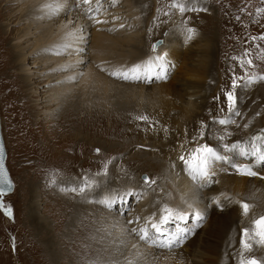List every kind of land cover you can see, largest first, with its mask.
Wrapping results in <instances>:
<instances>
[{"label":"rangeland","instance_id":"1","mask_svg":"<svg viewBox=\"0 0 264 264\" xmlns=\"http://www.w3.org/2000/svg\"><path fill=\"white\" fill-rule=\"evenodd\" d=\"M147 1L151 3L152 0ZM172 2L173 0H157L155 4L139 7L137 13L140 14V28L143 30L142 44L140 46L131 44L132 46L122 55L114 58L115 63L130 64L132 61L144 59L153 52L151 48L153 41L164 39V43L156 52L168 41H176L180 51L173 54L176 60L172 68L174 71L169 69L165 79L158 80L151 76L150 79L142 78L140 81L130 82L106 75L111 83H104L105 85L100 84L95 78H91L89 82L78 79L71 87L72 90L64 92L65 102H62L64 104L59 103L60 107L55 106V114L38 124L37 120L33 121L28 115L31 112L26 109L28 103L21 105L20 96L17 97L18 105L24 108L29 118H23L22 121L18 119L14 113L18 111V105L16 108L12 107L13 109L8 107L0 84V113L7 148V166L16 185L11 194L0 196L3 205L10 206L13 211V215L8 216L4 207H0V264H88V261L97 257L120 262L125 258H135L138 264H239L243 228L251 229L252 221L264 215V179L259 176H243L231 164L217 161L215 179L218 183L207 184L203 189L198 186L197 181L194 180V183L190 180L192 176L188 169L184 170V167L175 165V160L178 164V157L186 151V144L196 145L197 141H194L193 137L197 135L201 122H204L209 126L204 142L210 143L221 154L230 155L233 163H251L254 170L253 157L249 156L246 159L240 156L237 150L226 153L223 145L213 137L224 131L225 126L219 125L217 121L229 115L224 93L231 89L232 77L234 75L243 77L249 72L264 75V54L261 53L264 41L251 40V37L264 33V15L256 13L257 7H264V3L262 0H226L227 3L225 0H180L189 9L181 14L179 10L170 8ZM102 4L101 16L114 12L112 4L110 5L107 0ZM3 6H0L3 10H0V29H10V15L4 12L7 8L4 9ZM21 6L20 3L12 6V12L17 13V16H30L32 22L21 23L15 26L14 31H21L27 25L33 26L35 10L40 7L33 3L30 10L25 6L24 10H21ZM192 7L206 8L207 11H192ZM147 9L150 13H147ZM229 9L234 13L232 18L228 13ZM107 10L111 11L106 12ZM71 14L72 12H66L60 17L68 18ZM182 21L187 27L196 30L188 43L184 40L185 31L180 28ZM74 24L71 23V26ZM39 34L42 38L46 33L40 31ZM14 41L15 35L11 32L7 40L9 48L12 49L10 43ZM123 43L127 44V41ZM2 47L5 48L4 44ZM201 47L203 48L197 50ZM206 48L209 49L211 58L219 62L215 81H205L207 91H204L201 100L205 97L207 99L205 103L199 102V106L203 104L206 106L202 116L196 113L199 109L194 113H187L185 108L187 94L184 95L180 85L183 83L181 78L187 77V74L181 76L178 72L181 68L182 71H186L192 59L196 57L193 56L196 50L198 53L204 51L205 54H201V57L206 60L208 57ZM92 51L85 52L84 55L89 56ZM105 51L112 52V45L103 46L102 53ZM189 51L191 55L187 58ZM252 51L256 56H253ZM37 53H41L39 54L41 58L52 56L46 49L32 52L27 59L28 64H31L30 59ZM103 58L113 59L111 56ZM249 58L253 60L255 67L242 68L241 59L246 65ZM13 65L12 72L2 73L1 70H7V67L0 68V78L10 80L16 77L19 74V66L15 57ZM43 89L45 87H41V90ZM235 93L240 115H232L235 124L227 126V131L232 133L226 138L227 143L238 141L242 143L240 135L246 130L244 125L252 127V123H260V120H256L257 113L264 114V81L247 87L242 80L238 81ZM67 105L75 109V121L73 122V118H69L70 114L65 112L63 125L61 122L56 124L63 109L68 108ZM49 112L51 109L48 107L47 113ZM142 115L147 116L148 120L137 119ZM58 125L63 130L60 131V135L54 133V128ZM260 126L264 129V124ZM13 127L17 128L14 132ZM69 128L72 130L70 133L67 132ZM260 131L254 130L252 133L258 134ZM97 148L100 149L99 153L96 152ZM111 157L116 159L109 165L108 175L97 177L96 173L102 169L103 162ZM170 162L174 167L169 168ZM258 165L264 167V163ZM144 174L157 181L153 186L155 190L144 188L141 179ZM85 178L97 180L100 187L88 190L84 196L67 191L81 185ZM131 179L136 182L131 184ZM181 179L193 186L197 185L198 191H202L203 198H206L203 205L210 203L208 195L203 192H208L210 188L208 192L210 197L215 193L219 195L220 192H224L237 200L249 203L251 205L249 213L244 215L235 201H224L222 206L213 205L207 208L206 218L201 221L199 227L193 228L196 222L191 213L185 220L172 218L163 224V232L171 234L182 228L192 229L187 232L184 242L171 249L153 246V250H146L140 247L138 242L137 248L133 249L132 244H135L137 238L134 235L122 234L121 227L116 228L112 221H106V215L101 216L102 211L97 212L102 205L88 202L101 199L102 193L108 189L140 185L146 192L145 205L152 204L151 210H144L143 213L155 212L159 216L160 209L165 203L174 209L184 210L187 205L177 201L182 196L178 189L182 187ZM133 200L134 198H131L126 206L127 211L111 212L116 217L121 215L125 226L127 219L133 216L130 215L131 208L140 205ZM33 205L36 208V216H40L39 221L46 225L44 227L46 240H43L44 237H38V230L34 228L33 222H30V209ZM82 205L87 206L89 211L82 212L78 219L74 215L77 207ZM141 207L146 208L142 205ZM108 223H111V226ZM51 241L53 244L49 245ZM47 244L56 251L59 260L55 261L54 254L52 256L48 254L50 251ZM243 256L244 258L255 256L264 260V246L253 242L251 252H243Z\"/></svg>","mask_w":264,"mask_h":264},{"label":"bare ground","instance_id":"2","mask_svg":"<svg viewBox=\"0 0 264 264\" xmlns=\"http://www.w3.org/2000/svg\"><path fill=\"white\" fill-rule=\"evenodd\" d=\"M103 1L104 0H102V2ZM107 1L110 5L112 4L111 0H107ZM156 1L157 0H152L151 3L155 4ZM44 2H45V0H3V2H0V6L4 5L3 6L4 9L7 8V10H4V12L7 14L9 13V15H10L9 26H11L10 29H8V28L3 29V30L0 29V68L7 67V70H1V72L2 73H4L5 71L12 72V68L14 67V65H13L14 57L16 58V63L19 66L18 67L19 74L16 77H12V79H10V80H8L4 77L0 78L2 94H4L3 96L7 100V105L10 108H12V107L16 108V106L18 105V102H17L18 98L17 97L20 96L21 105H23L26 102L28 103L26 105V107H27L26 109H29L31 111L30 113H28V115L31 117V119L33 121L37 120L36 121L37 124L40 122L42 123V121L45 120V118L51 117L52 114H55L54 113L55 106L60 107L59 103L61 105L64 104V103H62V102H65V99L63 98L65 95L64 92L67 93L68 90L70 91L71 87H73V85L76 81V80L70 81L68 79V77L70 75H72V73L68 72L63 67V65H65L69 61L74 62L75 60L80 59L81 57L79 55L75 54L74 49L71 50L73 52L72 55H66V54L57 55L58 50L55 47V45L61 41L62 37H64V34L67 31H70L71 29L77 27L80 24L86 23V20H83L86 18L83 14L82 8L77 9V10L65 9L64 11L59 13L58 15L49 18V17L42 14L41 5ZM225 2H226V0H225ZM17 3L22 4L21 10H24V6L27 7L28 10H30L33 3H35V5H37V4L40 5V7L35 10L36 13H35V17L33 19V26L27 25L21 31L20 30L14 31L15 26H17L21 23H24V22L31 23L32 17L27 16V15L26 16H17V13L12 12L13 11L12 6L16 5ZM151 3H149L147 0H136V1H133V0H117V3L115 5L112 4V9L114 10V12L111 13V12H109L111 10H107L106 12H109V14L107 15V18L110 20L112 17H118L119 18V20L115 22L117 25V30L116 31L110 30L113 27L112 23H110L109 25L101 26L103 28V30H97V28L91 29V43L88 46V49L86 52H91L92 49H94V51H92V54H90L89 56L84 55V58L89 60L90 64H86V66H84L82 69H79L80 71H83V73H84L83 77L79 78L81 81L88 80L87 82H89V80L91 78H95L100 84H104V83L110 84L111 83V81L106 77L107 74L105 72L99 71L97 69L96 65H101L102 67L103 66L119 67V66H131L132 64L139 63L142 65L141 72L146 74V75L149 73H157L158 74L161 72H166V75H167L169 69L171 70L174 67V63H176V60H175V57L173 54L180 51V46L178 45V43L176 41L169 42L168 41L169 37H168V39H166L169 43L165 42L166 45L163 46V48H161L158 52L149 53L148 56L145 57L144 59L134 61V62L132 61V62H130V64H129V62H127V63H115V61H114V58L116 56L122 55V53L125 52V50L129 49L130 46H132V45L140 46V44H142L141 42H142L143 30H141V28H140L141 19H140V14L137 13V10L141 6H149V4H151ZM188 6H190V4H188ZM104 9H106V7ZM1 11H3V10H1ZM66 12H72L71 16H68V18H61L60 15H62L63 13H66ZM147 13H150V11L148 9H147ZM228 13L230 14V16L232 18L234 15L233 11L230 10ZM104 16L105 15H103L101 17L103 18ZM71 23H75V24L71 26ZM119 23H124L125 27L123 29H119L118 28ZM41 27H43V28H41ZM40 31H43L46 33L42 38L40 37V34H39ZM11 32H13L15 35L14 43H10V46L12 47V49L9 48V45L7 44V40H8V37H9ZM38 36H39V38L37 39ZM160 39L164 40L163 38H160ZM184 40L186 41V43L189 42V39H186V37L184 38ZM124 41H127V44H124L123 43ZM163 43H164V41L162 42V44ZM3 44H4L5 48L2 47ZM105 45H112V52L111 51H105L102 53V47ZM158 48H157V50H158ZM202 48L203 47H201L197 50H200ZM43 49H46L49 53L52 54V56H48L47 58H44V57L41 58L39 56V54H41V53H37L35 55V57L30 59L32 66H31V64L27 63V59L29 58V56L32 52H36V51L43 50ZM5 50L7 52H5ZM197 50L193 54V56H196V57L192 59V63L187 66L186 71H182V68H181V70L178 73H180L181 76H183L184 74H187V77L181 78L183 83H180L181 90L184 91V95L187 94L186 105H185L187 113H194V112H196L195 110L199 109V110H197L196 113L201 114L203 116V112L206 110V106H205V104H203L202 106H199V102L205 103L206 99H207L205 97L204 99L201 100V96H203L204 91L205 90L207 91V86H206L205 81H207V80H212L213 82L215 81L216 75L218 73V62L219 61L215 62L214 58H211L210 51L208 48H206V50H207L206 55L208 56L206 58V60H204L201 57V54L204 55L205 52L203 51L202 53H198ZM213 51H215V49H213ZM164 53L168 54L167 56L164 57V60H163L164 68L157 67L156 65H158L160 63V61H156L154 59V57L157 54L164 56ZM252 53H253V56H256V54L253 51H252ZM190 55H191V51L188 52L186 57L189 58ZM110 56L113 59L103 58V57H110ZM130 56H132V55H130ZM183 56L185 57L184 53H183ZM135 57H133V58H135ZM150 59L152 60V63H153V67H151V68L148 67V61ZM171 62H172V64H171ZM215 63H217V67H215ZM219 65H220V63H219ZM37 66H40V68H38ZM173 71H174V69H172V72ZM175 73H176V71H175ZM151 76L156 77V75H151ZM158 80H161V79H158ZM120 81H122V80H120ZM92 83H94V82H92ZM121 83H123V82H121ZM220 83H221V81L218 82V84H220ZM84 85L82 86V88L84 87ZM41 87H45V89L41 90ZM106 88H108V87L106 86ZM126 88H128V87H126ZM85 90H87V89H85ZM107 91H108V89H107ZM34 97H36V98H34ZM62 98H63V101L61 100ZM27 99H28V101H27ZM68 99H70V98H68ZM66 100H67V98H66ZM72 100H74V99H72ZM59 101H61V102H59ZM68 101H66V102H68ZM102 102H104V101H102ZM74 105H76V104H74ZM48 107L51 109V112H49V113H47ZM71 107L72 106H70V107L68 106V108L63 107L64 109H63L60 117L57 118L58 120H57L56 124L61 122V124L63 125L62 120H63V114L65 112L70 114L69 118L70 119L73 118L72 119L73 122L75 121L76 112H75V109H73ZM41 108H42V110H41ZM14 113L17 114V117L20 121H22L23 118L27 119V117H28L24 108L20 107V105H18V111L14 112ZM57 114H59V113H57ZM257 116L258 117L256 118V120H260V123H258V124L252 123L253 124L252 127L250 126V127L244 128L246 130L244 131V133L242 135H240L242 143H244V141H246V140H249L250 137L255 134V133H252L254 130L260 131L262 129L260 124H264V114H259ZM60 125H58V127L54 128V131H55L54 133L57 135L60 133V131H63L62 129L59 128ZM15 130H17V128L15 129L13 127V132ZM71 131H72L71 128H69L67 130V132H69V133ZM230 143H232V142H230ZM180 146H181V144L179 145V147ZM193 147H195V146L186 144V147H185L186 151L184 152L183 155L186 156L187 154H189V150L192 149ZM245 158L247 159L248 157H245ZM253 161H252V163H253ZM178 162L179 163L177 164V162L175 160V165H177L178 167L179 166L184 167V170L188 169L187 165H185L183 161L178 159ZM236 162H238V160ZM67 163H69V162H67ZM152 168H154V167H152ZM254 169L256 171L260 172L259 177H264V167H260L256 162H254ZM184 174H186V173H184ZM190 180H192L194 182V180L192 178H190ZM131 181H132L131 184H134L136 182V181L134 182L133 179H131ZM180 182L182 184V187H180L178 189L181 191L182 196L181 197L178 196L179 197L178 200L176 199L178 201V203L180 201H182L183 204H186V205L187 204H193L195 207H199L201 210H203L205 207V205H203V203L206 201L205 200L206 198L205 199L203 198L204 196L202 195V191H198L197 185L193 186V185L187 183L183 179H181ZM162 186H163V184H162ZM131 187H133L134 189H136L138 191H141L143 193V195H142V199L140 201H137L134 198L133 201L136 200V203L139 202L140 205L137 204V206L135 208H131L132 212L130 215L133 214L134 217L135 216L145 217V216L151 215V213L150 214L149 213H143L144 210H151V207H152V204L150 206L145 205L146 204V192H144V189L141 188L140 185L139 186H137V185L133 186L132 185ZM175 189H176V187H175ZM208 190L210 191V188ZM203 192L205 193V195H208V197L210 198V195H209L210 193H208L207 191H203ZM178 193L180 194L179 191H178ZM104 194H105V192L102 193L101 196L103 197ZM149 194H150V192H149ZM215 194H213V195H215ZM174 196L176 198V195H174ZM147 201H149V200H147ZM160 202H161V200H160ZM149 203H150V201H149ZM141 205L144 206V208L145 207L146 208L143 209V207H141ZM35 209H36L35 205H33V207H31V209H30V218H31L30 222H33V225L35 226L34 228L36 230H38L37 231L38 237H40V238L44 237L43 238V240H44L46 238V233L44 230V227L46 225L44 226L43 221H39L40 216L39 215L36 216V214H35L36 210ZM100 209L98 211L97 210L96 211L97 212L102 211L100 213V215L104 216V214H105L106 215L105 220L106 221L107 220L112 221L111 223H113L116 226V228L125 226L124 222H122L124 219L120 218L121 215H118L119 217H116L115 215L111 214L112 211L106 210L103 206H101ZM85 210L89 211L87 206H83V205L78 206L77 212L74 216L79 219V215L82 212H84ZM133 216H130V217H133ZM205 218H206V216H205ZM102 220L104 221V219H102ZM111 223H108V224H110V226H111ZM141 223H143V222H141ZM103 227L105 228V226H103ZM162 230H164V229L162 228ZM47 236H49V235H47ZM132 237H134V236H132ZM46 242H48V241H46ZM134 242H135V244L138 242V245H140V247L142 246L146 250H151V249L153 250V248H154L153 246H148V245H145V244L139 242L137 239ZM52 244H53L52 241L49 242V245H52ZM49 245L47 244V246L49 248L48 251H50L48 254L50 256H52V254H54L55 261L59 260L58 255L56 254V251L53 250ZM201 253H203V252H201Z\"/></svg>","mask_w":264,"mask_h":264},{"label":"snow or ice","instance_id":"3","mask_svg":"<svg viewBox=\"0 0 264 264\" xmlns=\"http://www.w3.org/2000/svg\"><path fill=\"white\" fill-rule=\"evenodd\" d=\"M111 3L115 5L117 0H111ZM264 3V0H262ZM83 9V14L86 18V23L80 24L77 27L67 31L62 37L61 41L58 42L55 47L57 48V55L66 54L72 55V49L75 50V54L79 55L81 58L73 61L67 62L63 67L72 75L68 77L70 81H75L79 78H82L84 73L79 69H82L90 61L84 58V53L88 49V46L91 43V29L97 28V30H103L101 26L113 24L111 31L117 30L116 21L119 20L118 17H112L111 20L105 15L101 17V8L102 0H45L41 5L42 14L51 18L65 9ZM170 8L177 9L181 14L186 13L189 9L185 3L180 2V0H173L170 5ZM192 11H207L206 8H196L192 7ZM257 15H264V7H257ZM170 14V13H169ZM239 19V17H237ZM125 27L124 23H119L118 28L123 29ZM180 28L185 31L186 39H191L195 34V29L192 27H187L186 24L182 21ZM151 31V30H150ZM252 41H264V33H261L258 36L251 37ZM157 44H152L151 48L153 52L157 51ZM257 47L259 45L257 44ZM261 53L264 54V49H261ZM167 53H164V56L155 55L154 59L160 61L157 67L164 68L163 60L167 56ZM247 66L248 68H254L253 60L249 58L246 61V65L243 59H241V67ZM97 69L101 72L107 73L108 76L122 80V81H140L142 78H151V75H156L157 79H165L166 72L161 73H149L144 74L141 72L142 65L132 64L131 66H101L96 65ZM148 67H153L152 60L148 61ZM243 81L244 86L247 87L250 84L256 83L258 81H264V75L253 74L252 72L247 73L243 77H232L231 89L225 91L224 96L227 100V112L228 116L226 118H221L217 122L224 127V131L220 135H215L213 138L220 142L226 153L231 152L232 150H237L238 154L242 157H253L255 162L258 164L264 163V129H262L258 134H254L250 137L249 140L240 143H227L226 138L232 133L227 131V126L235 124V120L232 119V115L239 116L240 113L237 110L238 98L236 96L235 90L238 87V81ZM218 99V98H217ZM259 115V113H257ZM137 119L141 121H147V116H139ZM208 125L204 122H201L200 129L196 136L193 137L196 142L195 147L191 149L189 154L181 155L179 159L187 165L188 170L192 176V179L198 182L200 188L205 187L210 183H218L215 179V162L223 161L228 164H231L232 167L243 176L247 177H257L260 176V172L253 170L251 163H233L232 157L228 154H221L215 147L210 143L204 142L206 139V130ZM244 127H248L247 124ZM96 152L99 153L100 149L97 148ZM4 147L0 144V196H3L5 189L12 187V181L9 179L8 173L4 166L3 161ZM115 157H111L103 162L102 169L96 173L97 177H106L109 171V165L115 160ZM169 167H174L173 164H169ZM143 181V186L145 189L153 188L156 185L157 181L150 178L147 174H144L141 177ZM264 179V177H261ZM99 186L97 180H89L85 178L84 182L77 186L67 189L73 194H80L82 196L87 195L88 190L93 189ZM153 190H155L153 188ZM143 193L129 186L126 188H115L106 190L104 196L99 199H93L88 201L89 203H96L102 205L106 210L113 211L118 210L123 213L127 211V205L131 198H135L137 201L142 199ZM210 203L206 204L204 209L201 210L199 207H195L193 204H187V208L181 210L179 208H172L168 204H164L160 209L161 214L157 216L154 212L151 215L140 217H130L126 221V226L120 228L122 234L134 235L139 242H143L148 246H156L163 249H171L174 246H179L186 239L187 232L192 229L182 228L179 229L176 233L167 234L162 230V225L167 223L170 219L176 218L179 220H185L188 218L191 213L195 218V224L193 228L199 227L201 221L205 219L207 208L213 205L222 206L224 201H235L238 206L242 209L243 214L247 215L251 208V205L243 200H237L234 197L227 195L224 192H220L219 195H214L209 198ZM118 206V207H117ZM0 207H4V211L8 216L13 215L12 208L10 206H4L3 202L0 201ZM143 221V223H141ZM253 227L243 228L242 237L240 244L242 246V254L239 260V264H264V260L257 259L255 256H250L244 258L243 252H251L253 247V242H257L259 245L264 246V215H261L259 218L252 221ZM15 245L13 244V247ZM132 248L136 249L137 244H132ZM88 264H138L135 258L129 259L125 258L123 262L108 259L104 260L103 258L97 257L95 260L88 261Z\"/></svg>","mask_w":264,"mask_h":264},{"label":"water","instance_id":"4","mask_svg":"<svg viewBox=\"0 0 264 264\" xmlns=\"http://www.w3.org/2000/svg\"><path fill=\"white\" fill-rule=\"evenodd\" d=\"M162 42H163V40L159 39V40L153 41L152 44H157V46L159 47L162 44ZM0 144H2L3 147H4V153H3L4 166H5V169H6L7 173H8L9 179L12 181V187L8 188V189H5V192L3 194V195H8V194H11L14 191L16 185H15V182H14V180L12 178L10 170H9V168L7 166V148H6V145H5V140H4V136H3V132H2L1 113H0Z\"/></svg>","mask_w":264,"mask_h":264},{"label":"clouds","instance_id":"5","mask_svg":"<svg viewBox=\"0 0 264 264\" xmlns=\"http://www.w3.org/2000/svg\"><path fill=\"white\" fill-rule=\"evenodd\" d=\"M131 82V81H130Z\"/></svg>","mask_w":264,"mask_h":264}]
</instances>
